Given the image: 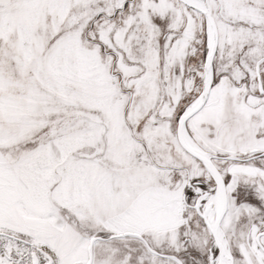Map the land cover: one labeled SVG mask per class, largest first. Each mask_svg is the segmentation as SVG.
<instances>
[{
	"label": "snow or ice",
	"instance_id": "snow-or-ice-1",
	"mask_svg": "<svg viewBox=\"0 0 264 264\" xmlns=\"http://www.w3.org/2000/svg\"><path fill=\"white\" fill-rule=\"evenodd\" d=\"M0 264H264V0H0Z\"/></svg>",
	"mask_w": 264,
	"mask_h": 264
}]
</instances>
